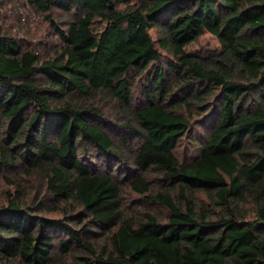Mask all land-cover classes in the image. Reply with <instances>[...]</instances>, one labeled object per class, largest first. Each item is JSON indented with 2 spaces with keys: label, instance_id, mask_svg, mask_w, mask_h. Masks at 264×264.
Wrapping results in <instances>:
<instances>
[{
  "label": "trees",
  "instance_id": "obj_1",
  "mask_svg": "<svg viewBox=\"0 0 264 264\" xmlns=\"http://www.w3.org/2000/svg\"><path fill=\"white\" fill-rule=\"evenodd\" d=\"M0 179V264H264V0H0Z\"/></svg>",
  "mask_w": 264,
  "mask_h": 264
},
{
  "label": "rangeland",
  "instance_id": "obj_2",
  "mask_svg": "<svg viewBox=\"0 0 264 264\" xmlns=\"http://www.w3.org/2000/svg\"><path fill=\"white\" fill-rule=\"evenodd\" d=\"M27 12L25 13V15H27V17L29 18V22L27 23V25L30 28H34L36 29V31H34L33 33L39 37H43L44 36V31H46V27H47V23L46 21L40 16L38 15L35 11L31 10V8L27 7ZM36 15L35 20L32 19V16ZM6 22H10L13 23V16L11 13L6 12L4 15ZM10 26L12 25H8V27L10 28ZM14 29V27H12ZM153 35L155 36V31H152ZM49 43V42H48ZM50 47V46H49ZM192 50H199L201 49L202 52H206V51H214V50H220V44L218 42V40L212 36L211 34L207 33L205 35H203L200 40L194 44L191 47ZM197 132H199V130H197ZM179 153L182 155V157L188 159H192L193 157H195L196 152L192 150V146L188 145L187 143L183 142L181 144V146L179 147ZM37 188L36 182L34 183L33 181H30L27 185V191L26 193H33L35 191V189ZM5 191H11L12 194L15 193L16 188L15 186H13L12 184L7 183L5 180L0 179V202L1 200L4 198V196H2L4 194ZM124 200L130 204L134 199H136V194L130 191H125L124 192ZM201 198L206 199L204 194L200 195ZM137 198H142L140 196H138ZM144 202V201H143ZM143 205H145L146 207H156L155 204H148V203H143ZM54 216H57V213H52Z\"/></svg>",
  "mask_w": 264,
  "mask_h": 264
},
{
  "label": "built area",
  "instance_id": "obj_3",
  "mask_svg": "<svg viewBox=\"0 0 264 264\" xmlns=\"http://www.w3.org/2000/svg\"><path fill=\"white\" fill-rule=\"evenodd\" d=\"M32 19H33V20L37 19V18H36V15L32 16Z\"/></svg>",
  "mask_w": 264,
  "mask_h": 264
}]
</instances>
